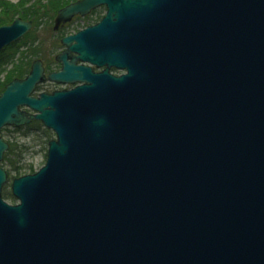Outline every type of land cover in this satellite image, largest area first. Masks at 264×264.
Segmentation results:
<instances>
[{
	"label": "water",
	"instance_id": "1",
	"mask_svg": "<svg viewBox=\"0 0 264 264\" xmlns=\"http://www.w3.org/2000/svg\"><path fill=\"white\" fill-rule=\"evenodd\" d=\"M98 6L59 71L0 94V129L55 134L14 204L0 166V264H264V0H76L54 28ZM31 28L1 25L0 51ZM45 79L76 85L34 96Z\"/></svg>",
	"mask_w": 264,
	"mask_h": 264
},
{
	"label": "trees",
	"instance_id": "2",
	"mask_svg": "<svg viewBox=\"0 0 264 264\" xmlns=\"http://www.w3.org/2000/svg\"><path fill=\"white\" fill-rule=\"evenodd\" d=\"M73 1L76 0H18L16 3L0 0V25L11 23L16 17H21L24 20H31L33 22V28L26 35L0 51V67L4 65L10 66L4 78L0 80V93L4 90L5 85L13 78H22L28 73L31 57L40 56L39 53H36L37 51L35 48L31 49V46L38 41L37 31L39 26H41L46 19L51 21L60 8ZM21 48L27 49H23L20 52ZM39 88L40 87H38V89ZM38 130H41L43 134L41 137H46L45 141L48 142L52 132L44 128L38 121H32L30 125L24 129H15V131L22 132L23 136H27ZM8 143L9 148L4 154L1 165L2 167H6L5 169L10 178L9 180L11 181L14 177L34 172L30 165L26 167L22 165V167L19 164L22 160V154L27 151L26 145H18L12 142ZM22 169L25 171L22 172ZM12 174L13 176L11 177ZM2 196L9 201H15L10 189L8 191H3Z\"/></svg>",
	"mask_w": 264,
	"mask_h": 264
},
{
	"label": "rangeland",
	"instance_id": "3",
	"mask_svg": "<svg viewBox=\"0 0 264 264\" xmlns=\"http://www.w3.org/2000/svg\"><path fill=\"white\" fill-rule=\"evenodd\" d=\"M12 3H16L18 0H7ZM100 15V14H98ZM94 18V17H92ZM45 22L39 26L37 31L38 36V42L31 46L32 48L36 49V53L44 54L45 52H49L53 46V42L55 39L59 37V35L54 34L53 26H54V18L50 21L49 19L44 20ZM69 32H72V30H69ZM27 49V48H23ZM20 49V52L23 50ZM30 50V47H29ZM25 51V50H24ZM47 53L44 54V58L47 57ZM50 53L48 56H52ZM35 57H31L30 61L34 60ZM10 69L9 65H4L0 67V80L4 78V75L7 73V71ZM44 127V126H43ZM0 135L3 138V140L7 142L16 143L18 145H26L27 151H25L22 154V160L20 161V166H31L32 170L36 171L38 170L45 162L46 158V149H47V142L45 141L46 137H41L43 134L41 133V130L35 131L33 133H30L27 136H23L22 132H18L13 130V128H4L0 131ZM50 139L55 138L54 133H51ZM22 166V167H23ZM6 168V167H4ZM29 169V168H26ZM25 170L22 169V172ZM13 174L11 175V177ZM10 179V178H9ZM6 182V184L3 187V191H8L10 189V180ZM8 202H12L7 200Z\"/></svg>",
	"mask_w": 264,
	"mask_h": 264
},
{
	"label": "flooded vegetation",
	"instance_id": "4",
	"mask_svg": "<svg viewBox=\"0 0 264 264\" xmlns=\"http://www.w3.org/2000/svg\"><path fill=\"white\" fill-rule=\"evenodd\" d=\"M104 12H105V7L100 6L96 9L91 10L86 15L73 16L68 22L60 23L57 26V28L53 27L54 34L59 35V37L57 39H55V41L53 42V46L51 47L52 49L48 53L47 52L44 53V54L47 53V57L44 58L45 55L44 54L42 55L39 53L40 56L38 58L41 60L46 74L60 70L61 62L57 59V57H58V55H60L65 50L64 45L61 43V39L72 33V32H69V30L74 31L75 29H78L81 25L82 26H85V25L88 26V25L95 24L102 17ZM98 14H100L101 17ZM92 17H94V18H92ZM50 53H53V54H51L52 56H48V54H50ZM76 64H83V65L89 66L92 68V70L94 72H99L104 68V66L97 67L96 65L88 64L87 62L81 63L80 61H77ZM110 72L113 74H120L121 73V71H119L113 67L110 68ZM42 85H43L44 90L48 91V92L53 91L55 89L70 88L72 86L70 84H59V83H55V82L47 81V80H45ZM29 125H30V123L26 124L24 126H21V127H11V128H13V130H15L16 128L24 129Z\"/></svg>",
	"mask_w": 264,
	"mask_h": 264
}]
</instances>
